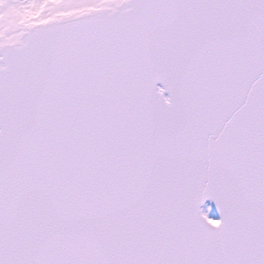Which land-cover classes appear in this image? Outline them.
<instances>
[{"label":"snow or ice","instance_id":"obj_1","mask_svg":"<svg viewBox=\"0 0 264 264\" xmlns=\"http://www.w3.org/2000/svg\"><path fill=\"white\" fill-rule=\"evenodd\" d=\"M0 264H264V0H0Z\"/></svg>","mask_w":264,"mask_h":264}]
</instances>
